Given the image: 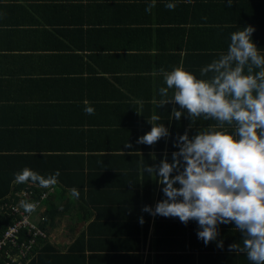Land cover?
Returning <instances> with one entry per match:
<instances>
[{"label":"crops","instance_id":"obj_1","mask_svg":"<svg viewBox=\"0 0 264 264\" xmlns=\"http://www.w3.org/2000/svg\"><path fill=\"white\" fill-rule=\"evenodd\" d=\"M66 2L71 7L57 9ZM130 8L105 2L100 9L94 0H0V134L7 131L0 137V157L7 150L29 151L35 158L42 157L37 167L27 160H17L16 167L33 166L44 176L59 170L61 189L53 198L62 202L54 203L58 209L47 242L61 252L69 240L67 223L79 214L73 205L65 208V200L77 205L84 200L82 207L91 216L78 232L99 216H107L111 225L126 222L120 216L136 213L131 202L134 189L141 198L146 195L144 188L150 189V201L147 195L141 199V209L145 205L154 209L163 185L144 166L158 165L165 155L171 162L172 152L178 150L174 141L185 132L191 138L216 127L213 120L201 118L192 123L186 115L175 120L170 113L178 105L158 107V90L166 86L160 70L182 66L199 78L201 67L227 49L228 39L221 35L214 42L210 34H174L173 28L176 33L187 28L180 23L156 24L162 33L147 23L150 30ZM165 13L172 17L168 9ZM254 38L264 54V46ZM85 102L94 107V115L85 113ZM153 115L161 117L157 123H163L170 135L152 146L138 144V138L151 130ZM127 143L132 147H126ZM3 161L0 158V169L8 165ZM72 188L79 191L78 198L71 196ZM159 222L163 228L168 223L181 224L178 218ZM192 222L186 225L195 239L187 243L192 256L179 258L178 238L162 236V245L155 243L150 220L147 235L141 237L140 264H159L154 260V243L174 255L162 260L167 264H251L244 253L229 251L231 244L242 246V233L233 223L219 225L217 240L205 245L197 239L198 226ZM57 232L61 238H56ZM220 241L222 248L217 247ZM132 261L107 262L136 264Z\"/></svg>","mask_w":264,"mask_h":264},{"label":"clouds","instance_id":"obj_2","mask_svg":"<svg viewBox=\"0 0 264 264\" xmlns=\"http://www.w3.org/2000/svg\"><path fill=\"white\" fill-rule=\"evenodd\" d=\"M153 7L149 3L145 11L150 14ZM175 7L174 2L165 4L168 10ZM254 31L245 26L230 33L227 49L201 67L199 78L182 66L160 70L166 86L158 90V107L178 105L170 113L175 120L186 115L192 123L213 120L216 127L191 138L185 132L174 141L178 150L172 152L171 162L165 155L158 165L144 166L163 185L165 198L154 209L145 205L142 212L178 218L185 225L195 221L197 239L205 245L217 240L219 225L233 223L243 239L242 246L231 244L229 251L244 253L251 264H264V54L252 40ZM85 104V113L94 115V107ZM150 119L151 130L138 144L152 146L170 135L157 123L159 115ZM13 176L16 184L32 182L48 189L59 183L60 172L44 176L24 167ZM70 192L79 197L76 188ZM19 207L31 214L38 202L21 199ZM139 223H144L142 217ZM217 247L222 248L223 241Z\"/></svg>","mask_w":264,"mask_h":264},{"label":"trees","instance_id":"obj_3","mask_svg":"<svg viewBox=\"0 0 264 264\" xmlns=\"http://www.w3.org/2000/svg\"><path fill=\"white\" fill-rule=\"evenodd\" d=\"M29 2L32 0H28ZM69 1V0H68ZM95 4L102 8V3L108 2V5L118 8H130V10L137 11L138 20L141 24L151 30V26L156 31L163 32L156 24L163 25H187L186 29H181L179 33H176L173 28L174 34H210L213 41H217L218 37L223 35L228 39L230 43V33L243 28L245 26H252L255 31L252 37L254 40L259 39L262 46H264V0H232V6H228V0H94ZM103 1V2H102ZM168 2H174L176 4L175 10H169L172 12V17L165 13V4ZM149 3L154 4L151 13H147L145 8ZM58 5V4H57ZM57 5H54L57 7ZM127 5V6H126ZM46 4L43 5L45 8ZM71 7V2H66L57 7V9H67ZM24 8V7H23ZM37 11V10H36ZM68 24H81V22L67 21ZM149 25H146V24ZM184 27V26H183ZM168 31V30H167ZM7 131H1V135L6 134ZM161 140H165L162 138ZM160 140V141H161ZM6 155H1L3 163L6 165L3 169H0V204H16L19 198L16 193L27 192L30 196L28 201L38 202V208L32 213V219L36 222L37 227L42 230L45 235H49L50 231L54 228V221L57 214L58 207L54 203H61L62 200L54 199L53 194L61 189L60 186L54 188H41L38 184L28 182L25 184L14 183L13 173L21 171L24 167H28L35 171L36 161L42 160V157L35 158V155L30 154L29 151H12L7 150ZM17 160L31 161L35 167L25 165L22 168L16 167L14 162ZM145 194L150 201L149 196L151 190L144 188ZM162 190L159 191L158 200L164 199ZM131 196V202L136 205V213L128 216H120L121 219L127 218L126 222H120L116 225H111L110 220L107 216H99L95 222L88 223L85 230L78 232L82 222H88L90 215H88L86 208L83 206L84 200H79L77 204H71L70 201L65 200V208H69L73 205L74 210H78V215L71 216L72 223H67L69 228L66 230V238L68 243L63 252L52 243L47 242L46 237L41 242V249L30 264H108L107 261L110 259L117 258H132L136 264H140L141 251L143 245H141V237L147 235L149 230L150 220L152 221L154 228V240L155 243L160 242L162 245V236L170 237L173 236L178 238L179 243L181 242V248L179 252L182 258L191 257L188 250L191 252V248L187 246V243L194 237L190 231H187L186 225L181 223L175 225L168 223L169 226L165 228L160 224V219L165 218L162 216L153 217L147 212H142L141 199L146 197L134 189ZM147 201V200H144ZM72 202V201H71ZM148 204V203H147ZM44 207V211L40 212V208ZM70 207V208H71ZM20 208V207H19ZM64 207H62L63 209ZM23 210L22 208H20ZM66 213V212H65ZM143 218L144 223H139V219ZM152 217V218H151ZM12 217L7 212L0 210V232L3 231L7 225L11 222ZM189 224V223H188ZM195 226V222L191 223ZM198 226V225H197ZM133 230V235L131 234ZM198 231V229H197ZM143 232V235H142ZM153 246L154 260L159 264H167L162 260L173 259L172 254L165 253V248H157ZM160 245V246H161ZM191 245V243H189ZM152 250V249H151ZM152 250V251H153ZM169 252H173L175 249H167ZM163 252V253H159ZM166 254V255H161ZM129 257H125V256ZM150 256V255H149ZM148 256V257H149ZM96 259V260H95ZM0 264H2L0 260Z\"/></svg>","mask_w":264,"mask_h":264},{"label":"built area","instance_id":"obj_4","mask_svg":"<svg viewBox=\"0 0 264 264\" xmlns=\"http://www.w3.org/2000/svg\"><path fill=\"white\" fill-rule=\"evenodd\" d=\"M16 204H0V210L12 217L7 227L0 232V260L2 264H30L39 252L41 242L47 235L40 230L32 213H25L19 208L21 199L30 197L27 192L16 193Z\"/></svg>","mask_w":264,"mask_h":264},{"label":"rangeland","instance_id":"obj_5","mask_svg":"<svg viewBox=\"0 0 264 264\" xmlns=\"http://www.w3.org/2000/svg\"><path fill=\"white\" fill-rule=\"evenodd\" d=\"M32 221H33V219H32ZM57 234H59V233L57 232ZM56 238H57V239H58V238H61L60 234H59V237H56Z\"/></svg>","mask_w":264,"mask_h":264}]
</instances>
